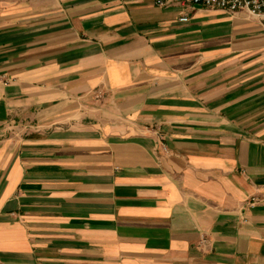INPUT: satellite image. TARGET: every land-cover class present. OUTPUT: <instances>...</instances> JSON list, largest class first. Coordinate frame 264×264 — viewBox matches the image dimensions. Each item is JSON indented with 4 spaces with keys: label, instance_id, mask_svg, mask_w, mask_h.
Here are the masks:
<instances>
[{
    "label": "crops",
    "instance_id": "1",
    "mask_svg": "<svg viewBox=\"0 0 264 264\" xmlns=\"http://www.w3.org/2000/svg\"><path fill=\"white\" fill-rule=\"evenodd\" d=\"M188 17L0 0V264H264V14Z\"/></svg>",
    "mask_w": 264,
    "mask_h": 264
},
{
    "label": "built area",
    "instance_id": "2",
    "mask_svg": "<svg viewBox=\"0 0 264 264\" xmlns=\"http://www.w3.org/2000/svg\"><path fill=\"white\" fill-rule=\"evenodd\" d=\"M156 7L165 9L176 7L179 10L181 23L189 21L188 13L194 7L209 11H222L228 14L246 13L255 17L264 14V0H149ZM6 85V82H5ZM255 204V199L252 200ZM251 204V205H252Z\"/></svg>",
    "mask_w": 264,
    "mask_h": 264
}]
</instances>
